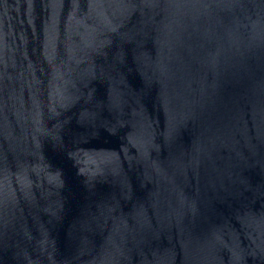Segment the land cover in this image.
<instances>
[{
    "label": "water",
    "instance_id": "1",
    "mask_svg": "<svg viewBox=\"0 0 264 264\" xmlns=\"http://www.w3.org/2000/svg\"><path fill=\"white\" fill-rule=\"evenodd\" d=\"M0 264H264V0H0Z\"/></svg>",
    "mask_w": 264,
    "mask_h": 264
}]
</instances>
